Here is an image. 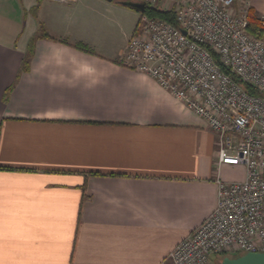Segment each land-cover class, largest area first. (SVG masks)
<instances>
[{
  "label": "crops",
  "instance_id": "0c3cea01",
  "mask_svg": "<svg viewBox=\"0 0 264 264\" xmlns=\"http://www.w3.org/2000/svg\"><path fill=\"white\" fill-rule=\"evenodd\" d=\"M123 1L0 0V264H173L234 180L208 122L123 63Z\"/></svg>",
  "mask_w": 264,
  "mask_h": 264
},
{
  "label": "built area",
  "instance_id": "2783aa9c",
  "mask_svg": "<svg viewBox=\"0 0 264 264\" xmlns=\"http://www.w3.org/2000/svg\"><path fill=\"white\" fill-rule=\"evenodd\" d=\"M171 1L175 23L141 13L122 61L202 116L219 136L218 168L243 164L245 177L217 179L215 209L169 259L215 264L213 255L264 252V35L248 30L249 6L236 0Z\"/></svg>",
  "mask_w": 264,
  "mask_h": 264
},
{
  "label": "trees",
  "instance_id": "16d2710c",
  "mask_svg": "<svg viewBox=\"0 0 264 264\" xmlns=\"http://www.w3.org/2000/svg\"><path fill=\"white\" fill-rule=\"evenodd\" d=\"M144 14H147L148 16L153 17V18H162V19L168 20L170 22H174V23L176 21V13H175L174 9H162L156 5L147 4L146 9L144 11ZM248 20H249L248 30L253 35H255L256 37H262L264 35V21L262 18H260L255 13V11L251 7H249ZM38 37H47V38L49 37L50 38V35L45 31V29L43 27H41L40 28V34L38 36L32 38V40L29 43L28 58L24 62L26 70L28 69V66H29V57H31V55L33 54L35 41ZM74 46L76 48L83 50V51H86V52H93L92 49L84 43H76ZM217 61H219L218 57H217ZM223 68L226 69L225 67H223ZM234 79L241 82L245 89H247L251 92H256L250 85L243 83L237 76H234ZM240 254L241 253L233 254V255H229V256L235 257V256H238ZM226 256L227 255L219 256V262L222 261L223 258Z\"/></svg>",
  "mask_w": 264,
  "mask_h": 264
},
{
  "label": "water",
  "instance_id": "95a60500",
  "mask_svg": "<svg viewBox=\"0 0 264 264\" xmlns=\"http://www.w3.org/2000/svg\"><path fill=\"white\" fill-rule=\"evenodd\" d=\"M122 3L133 7L141 13L146 9V3L143 1L131 0L123 1ZM220 264H264V252H248L235 257L226 256Z\"/></svg>",
  "mask_w": 264,
  "mask_h": 264
},
{
  "label": "rangeland",
  "instance_id": "374dc122",
  "mask_svg": "<svg viewBox=\"0 0 264 264\" xmlns=\"http://www.w3.org/2000/svg\"><path fill=\"white\" fill-rule=\"evenodd\" d=\"M245 175V165H239L230 170V178L234 179H242ZM212 260L215 264H220L221 261H219V257L217 255L212 256Z\"/></svg>",
  "mask_w": 264,
  "mask_h": 264
},
{
  "label": "bare ground",
  "instance_id": "6f19581e",
  "mask_svg": "<svg viewBox=\"0 0 264 264\" xmlns=\"http://www.w3.org/2000/svg\"><path fill=\"white\" fill-rule=\"evenodd\" d=\"M223 166V165H222Z\"/></svg>",
  "mask_w": 264,
  "mask_h": 264
}]
</instances>
